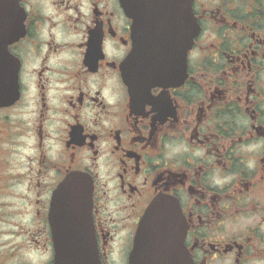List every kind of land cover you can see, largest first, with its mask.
<instances>
[{"label":"flooded vegetation","instance_id":"flooded-vegetation-1","mask_svg":"<svg viewBox=\"0 0 264 264\" xmlns=\"http://www.w3.org/2000/svg\"><path fill=\"white\" fill-rule=\"evenodd\" d=\"M170 1L0 0V264H136L157 198L193 264H264V0H194L185 70Z\"/></svg>","mask_w":264,"mask_h":264},{"label":"water","instance_id":"water-1","mask_svg":"<svg viewBox=\"0 0 264 264\" xmlns=\"http://www.w3.org/2000/svg\"><path fill=\"white\" fill-rule=\"evenodd\" d=\"M193 2L194 0L170 1L169 4L173 10L170 11V17L169 19L166 18L167 22L163 27V36L168 35V37L175 38L174 45L178 48L184 68L185 38L188 35L190 46L199 31V25L193 14ZM165 30H170V32L168 33ZM70 182L77 187L73 188V192L67 197L68 204L80 206L79 212L74 208L73 210L83 216L82 224L85 229L88 227L87 216L92 209V183L85 176L76 178L71 176L67 180V185ZM172 204L168 200L155 199L148 208L137 234L134 254V260L137 263L193 264L184 247L186 229L182 219H180V208L178 205V207H174ZM161 212L163 213V219L158 217ZM82 245L85 244L82 243Z\"/></svg>","mask_w":264,"mask_h":264},{"label":"rangeland","instance_id":"rangeland-1","mask_svg":"<svg viewBox=\"0 0 264 264\" xmlns=\"http://www.w3.org/2000/svg\"><path fill=\"white\" fill-rule=\"evenodd\" d=\"M88 221H89V219H88Z\"/></svg>","mask_w":264,"mask_h":264}]
</instances>
